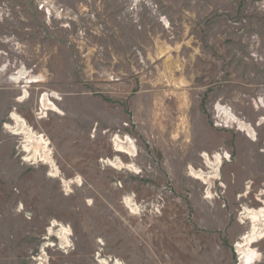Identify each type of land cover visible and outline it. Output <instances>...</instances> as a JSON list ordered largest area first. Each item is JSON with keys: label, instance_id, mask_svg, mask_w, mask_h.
Listing matches in <instances>:
<instances>
[{"label": "rangeland", "instance_id": "374dc122", "mask_svg": "<svg viewBox=\"0 0 264 264\" xmlns=\"http://www.w3.org/2000/svg\"><path fill=\"white\" fill-rule=\"evenodd\" d=\"M45 94L60 112L38 117ZM13 111L58 177L24 159ZM263 119L264 0H0V264H39L41 247L45 264H237L242 209L264 206ZM204 152L224 159L211 197L189 174ZM117 156L133 167L101 162Z\"/></svg>", "mask_w": 264, "mask_h": 264}, {"label": "bare ground", "instance_id": "6f19581e", "mask_svg": "<svg viewBox=\"0 0 264 264\" xmlns=\"http://www.w3.org/2000/svg\"><path fill=\"white\" fill-rule=\"evenodd\" d=\"M40 104H41L40 113H42V111L44 113H47L46 111L60 112L56 104L47 95L46 96L43 95L41 97ZM219 108L220 106L218 107V110ZM225 115L226 117L230 116V115L227 116V114ZM10 119L12 123L11 124L5 123V128L9 129L10 132H12L13 134L21 135L23 137L24 142H23L22 150L23 152L26 153L24 159L28 161L42 162L49 165L50 168L48 175L51 177H55V176L58 177L60 174L52 157V150L49 144L50 140L48 141V139L41 132L39 133L38 131H36L29 123H27L24 117L18 114L17 112L13 111L10 114ZM235 121L239 128L243 130H247L250 133L251 129L249 127L250 126L249 124H246L244 121H241V119L239 120L237 118H235ZM123 137H120L119 135L115 134V139H114L115 144L113 145L115 146V152H118L119 154L122 153L127 154L129 156L134 155L135 144L133 140L128 136H126L125 139H123ZM210 157L212 156L209 155L208 153L204 152L201 154L202 160L205 161L206 163V168H207L206 171L201 169L196 170L192 168H190L189 170V174L192 177H194L195 179H199L203 181V183H207L208 185L213 184V182L219 178V166L222 165L224 162V159H222V154L220 155L216 153L213 159ZM101 162H103L104 164H107L108 162L111 166H114L117 169H120L122 167H127V168L133 167V165L131 164L128 165L125 164V162H123L121 158L118 156L116 158H111L110 160L109 158L102 159ZM70 179L62 180V185L64 186L65 190L69 189L72 183L80 182V180L77 179L74 180L72 179L70 180ZM208 195L209 197L212 196L209 193ZM125 201L127 204L131 206L132 210L135 211L137 209L136 205L134 204L135 202L133 201L134 203H132L129 197H126ZM242 210L243 211L241 212L242 213L241 215L243 218L247 219L250 222V226L248 231L244 233L242 237H240L241 239L236 243L235 247L238 257L237 264H255L256 262H258L261 255L258 251H256V248H254L253 244L264 238V206L261 205L257 208L244 207ZM54 229H56V239L60 241L58 242L59 246L57 248L62 250L65 248H69V246L66 245H70V237L72 235L70 226L63 224L62 222L52 220L49 226L47 227V233L53 232ZM48 246L55 247V244L46 245V248H48ZM40 252H41L40 257L38 255L37 257H34V260L39 259L41 260L40 263L39 260H37L39 264H45V261L42 257L45 255L46 258V252L44 251V247H41ZM108 259L99 258L98 261L100 264H124L121 260L116 258L115 259L108 258Z\"/></svg>", "mask_w": 264, "mask_h": 264}, {"label": "built area", "instance_id": "2783aa9c", "mask_svg": "<svg viewBox=\"0 0 264 264\" xmlns=\"http://www.w3.org/2000/svg\"><path fill=\"white\" fill-rule=\"evenodd\" d=\"M41 110H40V108H39V110H38V112H37V115H38V117H41ZM224 127H226L225 125H224ZM114 139H115V135H113L112 136V138H111V141H112V143H113V145L115 144V142H114ZM123 139H125V136L123 137ZM112 145V146H113ZM115 147V146H114ZM115 149V148H114ZM197 169H199V168H197ZM204 184H207V183H204ZM213 184H215V181L213 182ZM213 184L212 185H209L208 187H206V190H205V194L207 195V196H209L208 195V193L210 194V195H212V193H213V189H215V187H213ZM208 185V184H207ZM222 186V184L220 185V187ZM223 187V186H222ZM207 196H205V197H207Z\"/></svg>", "mask_w": 264, "mask_h": 264}]
</instances>
